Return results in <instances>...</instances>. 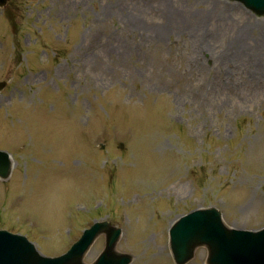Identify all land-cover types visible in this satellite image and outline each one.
Returning a JSON list of instances; mask_svg holds the SVG:
<instances>
[{"label":"rangeland","instance_id":"1","mask_svg":"<svg viewBox=\"0 0 264 264\" xmlns=\"http://www.w3.org/2000/svg\"><path fill=\"white\" fill-rule=\"evenodd\" d=\"M13 1L0 9V148L15 160L0 225L58 254L99 195L132 264H173L168 227L198 206L264 226V14L238 0Z\"/></svg>","mask_w":264,"mask_h":264},{"label":"water","instance_id":"2","mask_svg":"<svg viewBox=\"0 0 264 264\" xmlns=\"http://www.w3.org/2000/svg\"><path fill=\"white\" fill-rule=\"evenodd\" d=\"M243 1L258 13H264V0ZM10 169L8 153L0 151V175L6 177ZM223 227L220 215L214 209H198L183 215L171 229L175 251L188 255L186 260L192 256L197 244L204 243L209 248V264H264V229L250 231ZM105 229L106 222L97 223L66 253L50 258L40 255L24 235L0 234V264H87L82 260L85 251ZM117 236V231L109 233L105 251L91 264H126L129 261L125 255L114 251Z\"/></svg>","mask_w":264,"mask_h":264},{"label":"bare ground","instance_id":"3","mask_svg":"<svg viewBox=\"0 0 264 264\" xmlns=\"http://www.w3.org/2000/svg\"><path fill=\"white\" fill-rule=\"evenodd\" d=\"M260 45H263V44L261 43ZM258 48H260V47H258Z\"/></svg>","mask_w":264,"mask_h":264}]
</instances>
